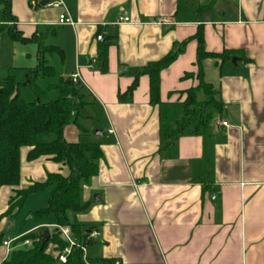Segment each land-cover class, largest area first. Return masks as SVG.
I'll use <instances>...</instances> for the list:
<instances>
[{"label":"crops","instance_id":"obj_1","mask_svg":"<svg viewBox=\"0 0 264 264\" xmlns=\"http://www.w3.org/2000/svg\"><path fill=\"white\" fill-rule=\"evenodd\" d=\"M63 2L56 8L12 0L8 14L14 20L7 26L36 40L23 44L4 35L0 80L14 75L22 83V97L27 92L32 101L47 103L61 95L62 81L79 74L85 103L64 136L69 142L99 143L103 152L97 175L82 186L88 208L74 215L98 232L86 245V259L111 260L97 264H264V0ZM66 9L74 24L59 23ZM125 16L128 22L122 21ZM201 26L209 52L239 51L232 56L238 58L235 63L232 58L203 62L205 81L219 92L223 111L203 132L183 133L163 147L162 120L169 131L175 128L184 115L186 91L199 84L197 41L161 72L159 105L150 102L148 76H141L128 95L134 79L122 74L119 64L135 69L160 60ZM101 33L104 39L117 35L118 43L104 51V40H97ZM40 56L52 72L30 77ZM187 73L195 76L184 77ZM40 77L54 80L40 85ZM172 112L177 117L169 119ZM220 119L231 124L228 131ZM29 151L21 148L16 188L45 182L50 173L69 174L67 165L51 157L28 160ZM52 188L43 191L51 195ZM14 189L0 188V216ZM37 193L17 215L0 220V264L9 254L5 240L56 230L54 215L39 224L29 220L27 202ZM23 215L21 229L26 227L9 236Z\"/></svg>","mask_w":264,"mask_h":264},{"label":"trees","instance_id":"obj_2","mask_svg":"<svg viewBox=\"0 0 264 264\" xmlns=\"http://www.w3.org/2000/svg\"><path fill=\"white\" fill-rule=\"evenodd\" d=\"M12 0H0V8L3 11L0 17V41L4 35H9L14 41L27 44L34 42L35 38H27L15 27L6 23L14 20L8 11ZM197 41L196 64L198 72L196 77L198 86L187 90V97L182 103L184 115L176 121L175 128L170 131L165 128L162 120V134L166 135L163 147H168L183 133L198 134L206 130L215 114L223 111L222 101L219 100L218 91L205 81L203 62L208 58H215L222 62L229 61L233 55H239L238 50H224L221 53L209 52L206 47L202 26L191 37L181 42H175L172 48L162 59L152 61L135 69H129L127 65L120 63L119 70L122 74L133 77V83L128 90L132 95L138 86L141 76L150 79V102L154 105L161 104L160 84L161 72L168 68L186 50L188 43ZM117 35L104 39L103 50L108 46L117 44ZM46 51V49H45ZM106 61L105 52L102 53ZM38 67L30 70V77L37 73L50 75L52 68L46 66L44 58L40 56ZM195 76L185 74L184 77ZM22 83L18 82L14 75H9L0 80V188L3 186L15 187L10 197L8 209L0 216L13 217L24 207L27 198L46 187H53L45 206L32 211L29 220L39 224L42 220L54 215L56 230L42 245V232H25L9 252L3 264H97L110 263L111 260H88L81 247L74 246L67 262L59 260V254L68 246L67 240L59 230V227H69L79 245H87L91 226L79 223L74 215L88 208L81 198L82 186L97 175L99 160L103 152L99 143L94 142H69L64 136L65 128L74 121L77 113L84 105L82 87L73 80L62 81L61 95L47 103L40 100L28 101L21 96ZM203 92L207 99L200 100L198 93ZM120 98H123L120 95ZM83 129V128H82ZM83 131V130H82ZM168 137V138H167ZM22 147H29L28 160H36L42 156L51 157L54 161L63 163L69 167L67 176L61 173L48 174L45 182H37L27 188H16L20 184L21 164L20 153ZM27 219L24 222L27 223ZM25 225V224H24ZM30 241L29 246H18L25 241ZM53 246L52 251L49 249ZM98 261V262H97Z\"/></svg>","mask_w":264,"mask_h":264},{"label":"built area","instance_id":"obj_3","mask_svg":"<svg viewBox=\"0 0 264 264\" xmlns=\"http://www.w3.org/2000/svg\"><path fill=\"white\" fill-rule=\"evenodd\" d=\"M44 0H31V4L33 6H42V2ZM239 1V0H238ZM46 7H56V8H60V7H64V2L63 0H48L47 3L45 4ZM130 19L125 16L123 18V22H128ZM59 23L62 25H68V24H74V20L72 19V17L70 16L68 10L66 9L59 17ZM97 40L99 41H103L104 40V34H99L97 36ZM79 77L78 73L72 74V80L74 82H77V79ZM219 125L223 128H226V130L228 131L231 128V124L225 120V119H220L219 120ZM112 132V130H110ZM215 198V197H213ZM60 232L62 233V235L64 236V238L67 240L68 242V246L59 254V260L62 263H66L68 256L71 254L72 249L74 246H78L81 247V249L83 250L84 254L86 253V246L85 245H79L76 241V239L74 238L72 231L69 227H59ZM98 236V232L97 231H91L89 233L88 236V240H92L95 239ZM21 236L13 238V239H9V240H5L3 242V245L7 248V250L10 252L15 246H14V242H16V240H18ZM31 242L30 241H25L23 244H18V246H24V245H30Z\"/></svg>","mask_w":264,"mask_h":264},{"label":"rangeland","instance_id":"obj_4","mask_svg":"<svg viewBox=\"0 0 264 264\" xmlns=\"http://www.w3.org/2000/svg\"><path fill=\"white\" fill-rule=\"evenodd\" d=\"M45 80V81H44ZM54 80V78H52V77H45L44 79H43V77H40L39 78V82H38V84H45V85H47V82H52ZM46 87V86H45ZM28 92H30V91H28ZM27 94V92L25 93H23V97H24V99H26V100H28V101H32V99H34V97H29L28 96V94ZM44 95V96H43ZM43 95H39L41 98H42V101H44L45 100V94H43ZM199 99L200 100H204V99H207V96L203 93V92H200L199 93ZM180 111H182V109L180 108L179 109V114H177V115H182V113H180ZM173 113V114H172ZM172 113H170L169 114V119L170 118H172V117H177L176 116V114L174 115V112H172ZM81 114L82 115H84L83 114V112H81ZM167 119V118H166ZM167 122V121H166ZM165 123V122H164ZM90 131L92 132V133H94L95 134V131L96 130H93V129H90ZM45 192H48V190H46V191H40V192H38L37 194H34V195H32L31 197H30V199L28 200V202H27V207L29 208V209H32V211H35V209H37L38 207L40 208V207H42V206H45V204H46V200L49 198V196H50V194H49V192L47 193V196H46V193ZM24 208V207H23ZM24 214V213H23ZM21 216V215H20ZM25 215H23L22 217H21V219L18 221V220H15L14 221V223H13V226H12V228H11V232H8L7 234L9 235V236H12V234L13 233H16V232H18V233H21L23 230H24V228L26 227V226H24L22 229H21V224H22V221H23V217H24Z\"/></svg>","mask_w":264,"mask_h":264},{"label":"water","instance_id":"obj_5","mask_svg":"<svg viewBox=\"0 0 264 264\" xmlns=\"http://www.w3.org/2000/svg\"><path fill=\"white\" fill-rule=\"evenodd\" d=\"M48 0H44L42 2V6H45ZM237 57L232 58V62L235 63L237 61ZM52 232L49 228H45L44 231L42 232V245L51 237Z\"/></svg>","mask_w":264,"mask_h":264}]
</instances>
